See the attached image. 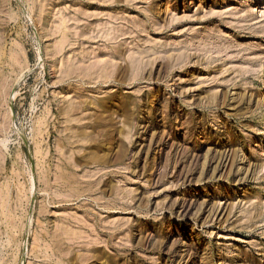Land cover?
Segmentation results:
<instances>
[{
    "label": "rangeland",
    "instance_id": "374dc122",
    "mask_svg": "<svg viewBox=\"0 0 264 264\" xmlns=\"http://www.w3.org/2000/svg\"><path fill=\"white\" fill-rule=\"evenodd\" d=\"M0 264H264V0H0Z\"/></svg>",
    "mask_w": 264,
    "mask_h": 264
},
{
    "label": "bare ground",
    "instance_id": "6f19581e",
    "mask_svg": "<svg viewBox=\"0 0 264 264\" xmlns=\"http://www.w3.org/2000/svg\"><path fill=\"white\" fill-rule=\"evenodd\" d=\"M160 7H162V5H161ZM12 99H13V98H12Z\"/></svg>",
    "mask_w": 264,
    "mask_h": 264
}]
</instances>
